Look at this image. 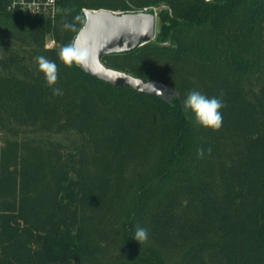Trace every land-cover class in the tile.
<instances>
[{"label":"trees","instance_id":"obj_1","mask_svg":"<svg viewBox=\"0 0 264 264\" xmlns=\"http://www.w3.org/2000/svg\"><path fill=\"white\" fill-rule=\"evenodd\" d=\"M131 1L167 5L155 41L103 62L180 98L60 60L84 9L125 0H62L55 18L0 0V264H264V0ZM191 91L221 100L218 130L185 115Z\"/></svg>","mask_w":264,"mask_h":264},{"label":"water","instance_id":"obj_2","mask_svg":"<svg viewBox=\"0 0 264 264\" xmlns=\"http://www.w3.org/2000/svg\"><path fill=\"white\" fill-rule=\"evenodd\" d=\"M85 22L74 41L84 53L82 70L115 87H131L165 101L180 98L178 90L158 79H145L106 65L105 55L136 49L156 37L157 16L150 11L116 12L110 9H84Z\"/></svg>","mask_w":264,"mask_h":264},{"label":"clouds","instance_id":"obj_3","mask_svg":"<svg viewBox=\"0 0 264 264\" xmlns=\"http://www.w3.org/2000/svg\"><path fill=\"white\" fill-rule=\"evenodd\" d=\"M211 2L212 0H206V3ZM77 19H79V17H77ZM64 27L65 29L75 31L73 24L66 23ZM58 56L62 63L68 68H71L73 64H83L85 58L84 53L77 47L75 41L62 46L59 50ZM35 59L38 64L39 71L44 74L48 86L52 88V94L54 96L60 95L61 90L54 87L58 80L57 64L54 61L48 60L44 56H37ZM171 99L172 97H170L169 102H171ZM222 107L223 104L221 100L216 97L208 98L198 91L189 92L183 101L185 115L188 116L191 114L197 124L212 130H218L222 126V115L220 111ZM208 151L210 152L211 150L209 149ZM203 155L204 150H198V158H202ZM132 238L142 244L148 239L147 229L138 226L135 229Z\"/></svg>","mask_w":264,"mask_h":264},{"label":"built area","instance_id":"obj_4","mask_svg":"<svg viewBox=\"0 0 264 264\" xmlns=\"http://www.w3.org/2000/svg\"><path fill=\"white\" fill-rule=\"evenodd\" d=\"M61 1L62 0H8V9L11 11L17 10L21 12L43 13L45 15H51L52 17H54L62 9ZM160 9L161 7L156 8L155 6H144L140 9L132 11L153 10L156 13V16L158 17Z\"/></svg>","mask_w":264,"mask_h":264},{"label":"rangeland","instance_id":"obj_5","mask_svg":"<svg viewBox=\"0 0 264 264\" xmlns=\"http://www.w3.org/2000/svg\"><path fill=\"white\" fill-rule=\"evenodd\" d=\"M126 2H127V4L129 5V7L130 8H132V9H138L139 7L138 6H136V5H134L133 4V2L131 1V0H125ZM145 6H155L156 8H159V7H161V8H166L167 7V5L165 4V3H163V2H161L160 4H149V5H145ZM94 10H98V9H94ZM114 11H116V12H122L123 10H122V8H118V9H116V10H114ZM132 11V10H131ZM124 12V11H123ZM53 18H55V17H53ZM159 28H160V17L158 16L157 17V27H156V34L159 32ZM6 40V39H5ZM153 41H155V39L153 40ZM59 41L56 39V38H54V37H48V39H47V41H46V47H48V48H53V47H56V46H58L59 45ZM110 62V61H109ZM113 68V67H112ZM116 69V68H115ZM54 138H56V139H59V140H62V141H64V142H68V138H67V135H64V134H61V135H54ZM132 191L134 192L135 191V188L133 187L132 188ZM116 253V252H115ZM114 257V256H113ZM114 261H116V259H113Z\"/></svg>","mask_w":264,"mask_h":264}]
</instances>
